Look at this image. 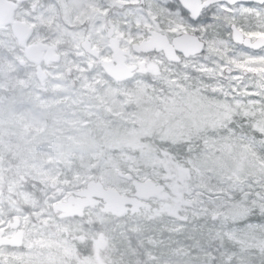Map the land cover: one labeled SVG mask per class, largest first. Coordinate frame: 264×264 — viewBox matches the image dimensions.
<instances>
[{
    "label": "snow or ice",
    "instance_id": "obj_1",
    "mask_svg": "<svg viewBox=\"0 0 264 264\" xmlns=\"http://www.w3.org/2000/svg\"><path fill=\"white\" fill-rule=\"evenodd\" d=\"M23 3L9 0L158 161L144 264H264V0ZM11 235L0 264H57Z\"/></svg>",
    "mask_w": 264,
    "mask_h": 264
},
{
    "label": "rangeland",
    "instance_id": "obj_2",
    "mask_svg": "<svg viewBox=\"0 0 264 264\" xmlns=\"http://www.w3.org/2000/svg\"><path fill=\"white\" fill-rule=\"evenodd\" d=\"M27 5L24 0L22 7ZM8 13L9 20L0 22V229L19 232L18 239L25 243L38 242L57 264H103L102 250L109 252L113 264H123V248L117 251L112 246L111 231L116 230L118 237H141V248L152 247L153 238L159 239L153 231L159 220L153 219L159 194L146 199L141 208L96 199L94 205L67 214L51 210L52 202L95 180L129 195L126 175L148 180L158 161L148 148L137 151L139 134L131 115H120L119 102L109 97L102 105V93L84 91L78 74L68 73L63 48L52 47L55 60L34 63L42 76L34 71L36 65L23 62L26 43H45L46 36L33 29L19 8L9 6ZM10 19L22 20L29 28L25 42L11 36ZM142 116L137 110V119ZM79 214L86 218L84 226ZM77 240L91 256L80 255ZM137 256L135 248L129 257Z\"/></svg>",
    "mask_w": 264,
    "mask_h": 264
},
{
    "label": "water",
    "instance_id": "obj_3",
    "mask_svg": "<svg viewBox=\"0 0 264 264\" xmlns=\"http://www.w3.org/2000/svg\"><path fill=\"white\" fill-rule=\"evenodd\" d=\"M8 2L4 1L0 5V22L1 16L8 13ZM10 28V32L14 39L18 42H22L27 39L29 34V28L24 26L23 21L18 19H10L7 23ZM24 58L25 60L31 63L42 62L46 64L48 61L55 60V54L52 52V46H46L45 43L39 41L28 42L24 48ZM38 75H41V71L38 69V66H35ZM127 179H130V185L132 192L127 194H122L110 187H102L98 181H87L83 187L74 190L73 194H69L63 198V200H56L52 202L51 210L57 211L61 214H67L69 212H74V210L84 209L87 206L94 205L96 199L102 201L112 202L117 205L123 206H132L136 208H141L145 204V200L152 198L159 194L156 182L149 180H136L129 178L126 175ZM19 232L13 233L9 239L14 242L19 241Z\"/></svg>",
    "mask_w": 264,
    "mask_h": 264
},
{
    "label": "trees",
    "instance_id": "obj_4",
    "mask_svg": "<svg viewBox=\"0 0 264 264\" xmlns=\"http://www.w3.org/2000/svg\"><path fill=\"white\" fill-rule=\"evenodd\" d=\"M2 192H3V184L0 183V193H2ZM19 205L22 206L21 204H19ZM22 207H24V206H22ZM78 218L80 219L81 224L84 226V224H85L84 222L86 220L84 215L79 214ZM115 232H116V230L111 231L110 241H111L112 246H114V248L117 251L122 250L124 252V258H123L124 263L123 264H134V263L144 264L145 251H146V249H148V247L143 244V247L141 248V245H140L141 237L137 238V240H136L135 236L129 237V238H126L123 236L118 237L115 234ZM143 232H145V231L142 230L141 234H143ZM88 238L89 237H87V239ZM87 239L85 238V241ZM131 245H133V246H131ZM128 246H129L130 250H128L129 249ZM75 248H77L80 255H83L86 257L91 256V253L88 250L86 251L85 248H82V244L78 240L75 242ZM117 248H119V249L123 248V249L118 250ZM135 248H136V253L138 254V256L130 258L129 255L133 254ZM99 255L102 258L103 264H113L114 259L110 256L108 251H106V250L99 251Z\"/></svg>",
    "mask_w": 264,
    "mask_h": 264
},
{
    "label": "flooded vegetation",
    "instance_id": "obj_5",
    "mask_svg": "<svg viewBox=\"0 0 264 264\" xmlns=\"http://www.w3.org/2000/svg\"><path fill=\"white\" fill-rule=\"evenodd\" d=\"M11 33V32H10ZM11 36H12V34H11ZM13 37V36H12ZM14 38V37H13ZM28 39V38H27ZM26 39V40H27ZM16 40V39H15ZM26 40H24V41H22V42H25ZM17 41V40H16ZM25 51V50H24ZM23 57H24V52H23ZM23 62H28V63H31V62H29V61H27V60H25V58L23 59ZM39 63H41V62H39ZM31 64H33V63H31ZM38 64V63H37ZM37 64H34V66L35 65H37ZM34 71H36V69H34ZM37 72V71H36ZM41 76H42V74H41Z\"/></svg>",
    "mask_w": 264,
    "mask_h": 264
},
{
    "label": "bare ground",
    "instance_id": "obj_6",
    "mask_svg": "<svg viewBox=\"0 0 264 264\" xmlns=\"http://www.w3.org/2000/svg\"><path fill=\"white\" fill-rule=\"evenodd\" d=\"M2 18V20L6 23V21H8L9 20V13H7L6 15H4V16H1ZM62 91V90H61ZM60 93V92H59Z\"/></svg>",
    "mask_w": 264,
    "mask_h": 264
}]
</instances>
